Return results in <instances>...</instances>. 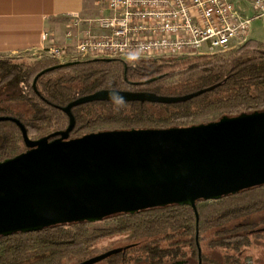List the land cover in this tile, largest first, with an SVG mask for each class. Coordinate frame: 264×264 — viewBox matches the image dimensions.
Here are the masks:
<instances>
[{
  "label": "trees",
  "instance_id": "obj_1",
  "mask_svg": "<svg viewBox=\"0 0 264 264\" xmlns=\"http://www.w3.org/2000/svg\"><path fill=\"white\" fill-rule=\"evenodd\" d=\"M136 61L92 58L60 63L46 55L33 60L0 57V94L9 91L0 103L23 105H0V116L18 119L29 138L40 139L67 128L69 117L63 107L100 90L160 96L202 92L172 104L126 101L119 110L107 99L78 104L71 108L75 125L70 138L115 129L186 127L264 111V42L249 38L224 53ZM25 150L19 127L0 121V162ZM196 209L197 225L190 206L169 205L98 222L1 235L0 264H77L96 255L102 239L115 236L122 237L125 249L105 260L125 259L137 247L142 252L137 259L144 254L148 264H171L186 254L184 246L192 247L196 255V234L199 245L210 238L208 246L234 252L250 245L249 234L264 235V185L217 200H198ZM254 215L259 219L253 221ZM233 222L239 223L228 227ZM210 231L211 237L205 236Z\"/></svg>",
  "mask_w": 264,
  "mask_h": 264
},
{
  "label": "water",
  "instance_id": "obj_2",
  "mask_svg": "<svg viewBox=\"0 0 264 264\" xmlns=\"http://www.w3.org/2000/svg\"><path fill=\"white\" fill-rule=\"evenodd\" d=\"M111 91L125 101L163 104L202 92L160 96L96 91L62 108L69 117L65 130L40 139L29 138L18 119L0 116V121L19 127L26 147L0 162V236L169 205L190 206L197 225L198 200L264 185V111L186 127L107 130L70 138L75 125L71 108L111 100ZM121 250L113 248L77 264H95Z\"/></svg>",
  "mask_w": 264,
  "mask_h": 264
},
{
  "label": "built area",
  "instance_id": "obj_3",
  "mask_svg": "<svg viewBox=\"0 0 264 264\" xmlns=\"http://www.w3.org/2000/svg\"><path fill=\"white\" fill-rule=\"evenodd\" d=\"M94 18L67 16L64 43L43 55L60 63L92 58L159 59L224 53L249 39L253 20L264 25V0H101ZM86 23L89 27L81 29ZM96 25L95 32L91 25ZM48 34H43L47 39ZM69 45V42H73Z\"/></svg>",
  "mask_w": 264,
  "mask_h": 264
},
{
  "label": "crops",
  "instance_id": "obj_4",
  "mask_svg": "<svg viewBox=\"0 0 264 264\" xmlns=\"http://www.w3.org/2000/svg\"><path fill=\"white\" fill-rule=\"evenodd\" d=\"M234 2L249 13L247 0ZM102 12L101 0H0V57L22 54L37 58L48 45L64 43L67 16L78 13L94 18ZM87 27L84 23L81 29ZM91 28L98 32L96 25ZM44 33L47 39H43Z\"/></svg>",
  "mask_w": 264,
  "mask_h": 264
},
{
  "label": "rangeland",
  "instance_id": "obj_5",
  "mask_svg": "<svg viewBox=\"0 0 264 264\" xmlns=\"http://www.w3.org/2000/svg\"><path fill=\"white\" fill-rule=\"evenodd\" d=\"M237 7L241 11H243L242 9H244L242 4H238ZM92 17H95V16H92ZM249 38L264 42V25L262 21L253 20L251 22ZM237 46L238 45L234 46L233 48ZM194 56H197V55H194ZM3 57L4 58L13 57L18 60L20 59L33 60L34 59V57H31L28 55H22V54L16 55V56L11 55V56H3ZM172 58H175V57H172ZM172 58L170 57V58H159V59H127L126 61L127 62H137L136 60L166 61V60H171ZM8 95H9V91L6 93L0 94V99H4ZM0 105L10 106L12 108H22L23 106L21 103H17V102H1ZM251 219L253 221H256L259 219V217L254 215L251 217ZM237 223L239 222H233L229 224L228 227H232L236 225ZM212 232L213 231L208 232L207 234H205V236L211 237ZM245 233L249 234L250 232H245ZM121 238L122 237L120 236H115L113 238L102 239L98 244V247L101 248V250H98L96 255L104 253L105 251H107V249H110V248L113 249V248L125 246V242H122L123 240ZM249 238H250V245L248 247H242L240 249V252H234L230 249L220 248L217 246H208L206 243L209 241L210 238L203 240L201 242L200 248H201L203 261L205 262L204 264H226V263L228 264H264V235H262L261 237H250V234H249ZM162 245L164 246V244ZM182 250L188 256L190 255L192 251V247L184 246ZM141 253L142 252H140V250L137 249V247H135L133 251L123 256L125 259L118 257V258H112L109 260L108 259L102 260L95 264H148V260L147 258H145L144 254L142 257H139V259H137L138 255ZM192 255H195V253ZM193 263L197 264L196 255L194 256Z\"/></svg>",
  "mask_w": 264,
  "mask_h": 264
},
{
  "label": "flooded vegetation",
  "instance_id": "obj_6",
  "mask_svg": "<svg viewBox=\"0 0 264 264\" xmlns=\"http://www.w3.org/2000/svg\"><path fill=\"white\" fill-rule=\"evenodd\" d=\"M116 215V214H115ZM115 215H111V216H108V217H106V218H103L101 221H103V220H105V219H107V218H110V217H112V216H115ZM196 242H198V245H199V241H198V238L196 239L195 238V245H196V261H197V264H198V259H199V255H198V248H197V244H196ZM199 247H200V245H199ZM117 248H122V250L120 251V252H122V251H124V247H117ZM106 252V251H105ZM193 254V251H191V253H190V255H184L183 256V258H180L179 260H177V261H174L173 263H171V264H194L193 263V260H194V255H192ZM200 259H201V264H204L205 262L203 261V257H202V253H201V248H200ZM105 260V259H104Z\"/></svg>",
  "mask_w": 264,
  "mask_h": 264
},
{
  "label": "clouds",
  "instance_id": "obj_7",
  "mask_svg": "<svg viewBox=\"0 0 264 264\" xmlns=\"http://www.w3.org/2000/svg\"><path fill=\"white\" fill-rule=\"evenodd\" d=\"M110 99L112 100V102L114 103L115 107L117 110L123 108L126 106V101L125 99L120 96L117 92L115 91H111L110 92Z\"/></svg>",
  "mask_w": 264,
  "mask_h": 264
}]
</instances>
